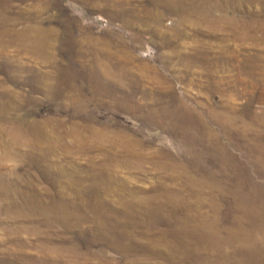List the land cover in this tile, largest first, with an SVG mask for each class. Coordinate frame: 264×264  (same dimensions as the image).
<instances>
[{
    "label": "rangeland",
    "instance_id": "1",
    "mask_svg": "<svg viewBox=\"0 0 264 264\" xmlns=\"http://www.w3.org/2000/svg\"><path fill=\"white\" fill-rule=\"evenodd\" d=\"M0 264H264V0H0Z\"/></svg>",
    "mask_w": 264,
    "mask_h": 264
}]
</instances>
